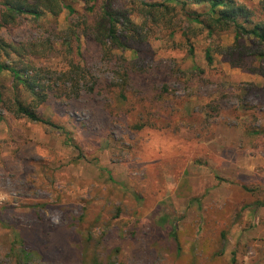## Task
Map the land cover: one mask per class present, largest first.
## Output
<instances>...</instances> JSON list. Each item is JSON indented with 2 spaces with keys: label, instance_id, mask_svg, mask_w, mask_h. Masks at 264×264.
<instances>
[{
  "label": "rangeland",
  "instance_id": "obj_1",
  "mask_svg": "<svg viewBox=\"0 0 264 264\" xmlns=\"http://www.w3.org/2000/svg\"><path fill=\"white\" fill-rule=\"evenodd\" d=\"M88 1L64 0L77 14ZM235 1L264 23V0ZM70 19L0 27L58 51L26 73L47 86L42 102L0 72V264H264V59L230 54L232 29L148 18L114 51L132 64L123 82L95 42L55 40ZM14 96L52 124L13 114Z\"/></svg>",
  "mask_w": 264,
  "mask_h": 264
},
{
  "label": "trees",
  "instance_id": "obj_2",
  "mask_svg": "<svg viewBox=\"0 0 264 264\" xmlns=\"http://www.w3.org/2000/svg\"><path fill=\"white\" fill-rule=\"evenodd\" d=\"M90 1L86 2L85 11L77 14L64 0H0V27L13 25L25 15L37 19L48 12L56 17L62 9H66L68 15L75 16V19L69 20L65 35L54 34L59 38L55 40H59L60 45L67 48V52H70L73 43H77L81 37L95 42L100 59L115 67V74L123 82L127 80L132 64L123 54L114 51L125 50L129 39H142L148 18L168 27L179 15V20H184L190 31L193 33L205 31L207 36H211L217 30L232 29L234 44L229 49L230 54L254 55L264 59V23H254L250 11L235 0H129L128 7L117 5V0ZM134 12L142 17V23H136L130 18V14ZM245 37L251 38L254 45L247 46L239 42L240 38ZM56 53L58 51L51 37L45 39V42L34 43L6 41L0 36V72H8L12 88L21 85L35 95L38 102H42L49 95L46 92L47 86H43L35 75L28 76L26 73L34 69L32 58L51 57ZM188 53L193 54L191 46ZM12 55L17 62L11 60ZM206 61L212 63L209 50ZM18 64H22V68H19ZM74 64V61H70L68 71L62 74L66 75L74 86L79 87V73L76 70L78 66ZM9 110L16 116L31 121L52 124L36 114L34 108L19 101L16 96ZM257 204L264 205L260 202Z\"/></svg>",
  "mask_w": 264,
  "mask_h": 264
}]
</instances>
